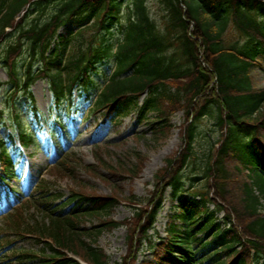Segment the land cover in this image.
I'll list each match as a JSON object with an SVG mask.
<instances>
[{
  "label": "trees",
  "instance_id": "1",
  "mask_svg": "<svg viewBox=\"0 0 264 264\" xmlns=\"http://www.w3.org/2000/svg\"><path fill=\"white\" fill-rule=\"evenodd\" d=\"M157 11L152 14L146 0H0V65L8 73L4 92L12 91L11 102L20 91L32 101L29 89L43 79L53 102L68 104L76 88L92 87L96 65L109 59L113 75L103 84L97 82L92 91L96 90L97 97L91 116L101 114L104 120L115 123L133 111H138L139 120L153 114L161 120L152 124L160 138L170 129L167 123L173 113L185 114L179 132L182 150L165 160V167L156 173L155 191L143 204L132 197L128 200L137 206L131 221L117 223L107 218L120 201L118 192L99 196L79 183L70 189L65 201L54 206L61 196L49 193L45 186L39 200L30 206L42 214L43 223L32 225L22 219L12 226L18 234H36L45 239L53 254L38 257L42 264H78L66 253L88 264H105L106 255L94 243L103 231L121 224L128 229L129 248L123 264H133L135 231L141 228L138 245L154 222L155 209L167 185L180 204L181 214L176 219L185 227L177 229L173 222L169 224L167 238L156 245L160 249L157 264L264 261V89L256 88L250 76L264 56V0H157ZM32 15L35 18L26 23ZM71 25L75 29L59 33ZM230 26L233 29H228ZM115 27L120 29L117 39ZM231 30L239 38L225 44L224 36ZM213 106L218 113L220 136L204 159L206 166L201 172L205 183L200 191L193 192L191 185L187 192L201 197L202 205L210 202L205 197L212 193L220 202L217 207L235 218V225L227 231L209 224L212 215L200 222L198 204L180 195L181 170L195 158L194 124ZM17 124L20 144L29 146L32 135L28 128ZM9 140L13 144L12 135ZM0 146L1 184L13 159L7 143L0 142ZM97 151L110 154L104 146ZM129 158L141 164L138 154ZM75 166L103 180L96 164L81 165L78 161L72 164L64 160L50 174L58 180L57 175L65 172L74 174ZM124 171L136 174L133 167ZM66 205L70 207L63 213ZM19 215L16 213L13 219ZM91 219H96L97 225L89 229L82 226ZM15 257L18 264H31L35 256L20 252Z\"/></svg>",
  "mask_w": 264,
  "mask_h": 264
},
{
  "label": "rangeland",
  "instance_id": "2",
  "mask_svg": "<svg viewBox=\"0 0 264 264\" xmlns=\"http://www.w3.org/2000/svg\"><path fill=\"white\" fill-rule=\"evenodd\" d=\"M146 1L148 2V7L152 10V14L158 13L157 0ZM35 16L28 17L26 23L35 18ZM115 28L114 30L117 33ZM61 31L63 32L64 30L62 29ZM234 38H236V34L232 31L226 36L227 42L225 44L230 43ZM252 76H254L255 87L264 88V69L256 67L252 72ZM7 80L8 74L0 66V84L6 83ZM4 89V87L0 89V139L8 136L13 129L14 123L10 117L8 93L5 94ZM30 91L34 97L40 120V140L36 141L28 149H23L21 156L17 155L20 158L13 169L14 175L7 182V188L15 193L11 199H0V228L5 227L4 215L12 214L20 200L23 201L19 204L35 194V187L42 174H44V179L53 182V178L49 176L50 172H48V169L50 165L59 162L60 157L63 155L62 150H67L68 153L75 155L78 158V162L96 164L100 168L103 180L95 178L92 174L85 175L86 171L75 166V169H73L75 171L74 174L65 172L63 175H57L59 179L51 185L52 192L66 196L69 190L76 188V184L79 183H83L95 195L99 196L111 195L113 191L118 192L120 201L110 216L114 221L118 222L129 219L132 216L133 207L128 200L131 197L134 201L148 198L150 192L154 189L153 181L156 171L165 165L166 158L172 157L180 149L178 132L179 125L182 123V113L177 112L172 116L167 124V126H172L171 129L164 136L157 138L152 124L161 121L151 115L147 116L148 119L142 121L138 120L136 116L129 115L115 125L108 123L101 126L99 125L100 119H94L96 120L95 125L93 119L87 121V118L83 117L81 113L77 114L74 119L72 117L74 111L87 110V105L77 103L75 97L74 105L69 111L71 117L67 115L66 106L60 111L63 113L62 124L64 128L61 129L58 135H54L51 133L50 123L52 118H56V109H59V106L51 103L46 82H35L31 86ZM19 102H22L17 108L20 112V119L23 120L26 126L30 125V123L32 125L35 119L32 107L24 98ZM216 116L217 113L209 109V113L195 123L196 138L192 146V154H194L195 158L192 162L187 161L180 174V180L185 188L190 184L197 186L193 192L200 191V186L203 184L200 170L205 169L204 159L220 134V130L216 125ZM120 143L123 144L119 146ZM103 146L105 149L108 148L110 154L105 151H97L99 147L103 148ZM132 154L139 155L141 164L129 158ZM132 167L136 174L129 175L127 171H124ZM195 179L197 181H194ZM155 194L158 193L155 192ZM57 203L55 204L57 205ZM162 205V209L159 211L154 224V229L149 232L152 238L157 237V235H160L159 238L166 237V219L169 218L170 214L178 212L176 203L171 200L170 189H167L164 193ZM209 209L211 210L212 206H209ZM32 215H34L37 222L41 221V213L35 210L33 213V209H29L26 212L25 218H31ZM87 224L89 226V224H95V222L90 221ZM126 236V229L122 227L111 232L104 231L99 236L95 245L108 256L107 264H120L124 258L122 256L128 254V252H125ZM10 242L12 241L10 240ZM11 245L15 253L31 251L37 255L50 254V251L38 239L13 237ZM6 249L7 247L3 248V250ZM139 260L153 263L151 253L145 245L140 252ZM0 264L11 263L5 261L0 262Z\"/></svg>",
  "mask_w": 264,
  "mask_h": 264
}]
</instances>
